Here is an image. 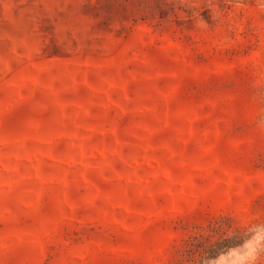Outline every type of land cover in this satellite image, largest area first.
<instances>
[{
    "label": "rangeland",
    "instance_id": "1",
    "mask_svg": "<svg viewBox=\"0 0 264 264\" xmlns=\"http://www.w3.org/2000/svg\"><path fill=\"white\" fill-rule=\"evenodd\" d=\"M253 222L264 0H0V264H201Z\"/></svg>",
    "mask_w": 264,
    "mask_h": 264
},
{
    "label": "clouds",
    "instance_id": "2",
    "mask_svg": "<svg viewBox=\"0 0 264 264\" xmlns=\"http://www.w3.org/2000/svg\"><path fill=\"white\" fill-rule=\"evenodd\" d=\"M243 230L246 238L241 244L202 257L201 264H258L264 255V223H249Z\"/></svg>",
    "mask_w": 264,
    "mask_h": 264
}]
</instances>
